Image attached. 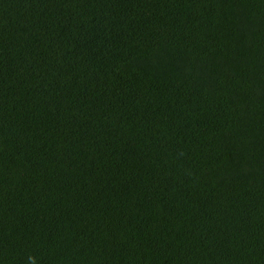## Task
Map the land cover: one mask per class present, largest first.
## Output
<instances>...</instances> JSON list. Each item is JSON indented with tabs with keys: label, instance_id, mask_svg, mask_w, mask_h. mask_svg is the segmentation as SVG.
<instances>
[{
	"label": "trees",
	"instance_id": "1",
	"mask_svg": "<svg viewBox=\"0 0 264 264\" xmlns=\"http://www.w3.org/2000/svg\"><path fill=\"white\" fill-rule=\"evenodd\" d=\"M0 264H264V0H0Z\"/></svg>",
	"mask_w": 264,
	"mask_h": 264
}]
</instances>
